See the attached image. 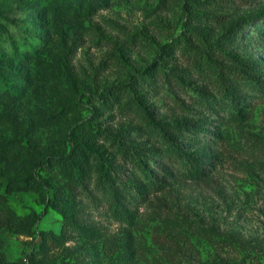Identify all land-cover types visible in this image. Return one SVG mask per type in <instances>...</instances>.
Instances as JSON below:
<instances>
[{"label":"rangeland","instance_id":"374dc122","mask_svg":"<svg viewBox=\"0 0 264 264\" xmlns=\"http://www.w3.org/2000/svg\"><path fill=\"white\" fill-rule=\"evenodd\" d=\"M261 89L264 0H0V264H264Z\"/></svg>","mask_w":264,"mask_h":264},{"label":"trees","instance_id":"16d2710c","mask_svg":"<svg viewBox=\"0 0 264 264\" xmlns=\"http://www.w3.org/2000/svg\"><path fill=\"white\" fill-rule=\"evenodd\" d=\"M1 83L5 86L4 87L5 88L4 93L10 94L11 91L6 84V81L1 80ZM232 86L226 87V96L228 98H230V100L234 99L233 90L231 89ZM261 90H264V89H261ZM110 92L112 95L121 93L120 88L111 89ZM103 98L104 99L111 98V96L110 95H106V96L103 95ZM150 151L152 152L151 156L154 155L157 157V156L161 155V153L159 151H155L154 149H151ZM185 160H187V158H185ZM131 162H133V160H131ZM190 167L199 170V165L195 161H191L189 163V168ZM162 244L166 247L167 253L170 256H172V254H173V251L170 249V246L173 245L177 252H179L180 254L186 255L193 262V264H202L199 257H198V252H197L196 248L192 244L187 243L185 241V239H183L180 235H178V234L176 235V243H162Z\"/></svg>","mask_w":264,"mask_h":264}]
</instances>
